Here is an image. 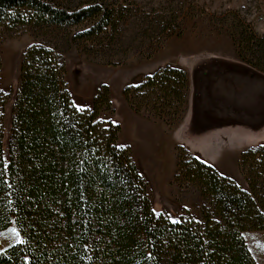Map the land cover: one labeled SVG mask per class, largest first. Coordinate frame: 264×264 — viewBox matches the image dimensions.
I'll list each match as a JSON object with an SVG mask.
<instances>
[{
  "label": "trees",
  "instance_id": "1",
  "mask_svg": "<svg viewBox=\"0 0 264 264\" xmlns=\"http://www.w3.org/2000/svg\"><path fill=\"white\" fill-rule=\"evenodd\" d=\"M122 17L104 0H0V41L27 28L67 44L71 27V40H100ZM231 25L237 56L264 73V34ZM58 45L35 41L21 55L7 160L0 91V230L14 222L21 236L0 264H258L243 234L264 231V145L240 155L247 189L180 148L176 179L197 186L200 219L155 214L119 125L102 119L108 86L77 108ZM187 88L183 70L165 67L124 95L137 111L180 119Z\"/></svg>",
  "mask_w": 264,
  "mask_h": 264
},
{
  "label": "rangeland",
  "instance_id": "2",
  "mask_svg": "<svg viewBox=\"0 0 264 264\" xmlns=\"http://www.w3.org/2000/svg\"><path fill=\"white\" fill-rule=\"evenodd\" d=\"M104 2L123 17L100 40H71L77 32L71 27L64 32L70 38L67 44L59 36H43L27 28L0 41V91L6 99L4 158L9 156L21 55L35 41L59 44L67 87L77 108L89 109L98 89L108 86L112 109L102 119L119 125L117 144L129 148L147 184L153 212L172 221L181 217L199 220L204 199L197 186L176 179L180 148L196 157L181 141L197 134L193 138H198L195 143L203 147L207 159L196 158L243 189L247 183L239 166L240 155L264 145V73L237 56L231 25L232 20H242L264 34V0ZM165 67L187 75L185 111L180 119H159L145 109L137 111L124 95L125 88ZM223 127L228 129L222 131ZM243 235L256 262L264 264V231ZM20 239L17 225L11 222L0 230V252Z\"/></svg>",
  "mask_w": 264,
  "mask_h": 264
},
{
  "label": "crops",
  "instance_id": "3",
  "mask_svg": "<svg viewBox=\"0 0 264 264\" xmlns=\"http://www.w3.org/2000/svg\"><path fill=\"white\" fill-rule=\"evenodd\" d=\"M264 98V97H263ZM263 119V118H261ZM186 121V120H185ZM209 120L205 121L203 124H207ZM228 129V127H223L222 128V131ZM193 137H199L197 136V134H193L192 138H189V139H184V140H180L183 145L186 147V149H188L192 154H194L196 157H198L199 159H207L206 157L204 158L203 155H202V146L196 144V140L194 139H198V138H193ZM211 154V152L209 153V155ZM212 156V155H211ZM209 158V157H208ZM210 159V158H209ZM211 160V159H210Z\"/></svg>",
  "mask_w": 264,
  "mask_h": 264
},
{
  "label": "snow or ice",
  "instance_id": "4",
  "mask_svg": "<svg viewBox=\"0 0 264 264\" xmlns=\"http://www.w3.org/2000/svg\"><path fill=\"white\" fill-rule=\"evenodd\" d=\"M79 110V109H78ZM13 232H15L16 230L15 229H12Z\"/></svg>",
  "mask_w": 264,
  "mask_h": 264
}]
</instances>
